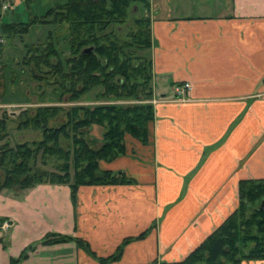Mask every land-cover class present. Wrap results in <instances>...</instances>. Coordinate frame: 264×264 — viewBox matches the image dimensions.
I'll return each instance as SVG.
<instances>
[{
    "label": "crops",
    "instance_id": "1",
    "mask_svg": "<svg viewBox=\"0 0 264 264\" xmlns=\"http://www.w3.org/2000/svg\"><path fill=\"white\" fill-rule=\"evenodd\" d=\"M210 1L212 12L173 14L150 0V142L126 136L125 153L100 162L134 183L80 186L76 202L67 184L0 192V264L24 250L18 264H102L126 239L106 264L179 261L236 209L240 181L264 178V0ZM185 82L186 100L172 99ZM89 133L100 140L102 128ZM50 234L80 238L95 256L43 243Z\"/></svg>",
    "mask_w": 264,
    "mask_h": 264
},
{
    "label": "trees",
    "instance_id": "2",
    "mask_svg": "<svg viewBox=\"0 0 264 264\" xmlns=\"http://www.w3.org/2000/svg\"><path fill=\"white\" fill-rule=\"evenodd\" d=\"M36 23L66 33L62 37L65 51L58 37L52 41L49 31L42 42L27 47L24 58L30 79L39 83V89L52 86L57 101L29 105L16 119L1 114L0 192L17 195L41 183L67 184L76 202L80 186L134 183L123 171L102 169L100 162L123 155L126 136L142 144L150 142L154 119L150 0H54L53 6L29 22H2L0 12V36L21 37ZM41 90L42 97L45 91ZM93 125L102 128L100 140L89 133ZM14 132L20 137L39 132L40 138L11 140ZM65 241L95 256L80 238L50 234L42 242ZM129 241L124 240L113 255L99 262L116 261ZM26 254L22 251L10 264H18ZM256 260H264V178L239 182L236 209L185 258L149 264Z\"/></svg>",
    "mask_w": 264,
    "mask_h": 264
},
{
    "label": "rangeland",
    "instance_id": "3",
    "mask_svg": "<svg viewBox=\"0 0 264 264\" xmlns=\"http://www.w3.org/2000/svg\"><path fill=\"white\" fill-rule=\"evenodd\" d=\"M8 2L13 4L10 0ZM2 3L3 1L0 0L2 22H29L33 16H39L48 7L53 6L54 0H32L29 4H26L22 0L20 4L6 11L2 10ZM154 3L159 6H169V10L171 9L173 14H179L176 11L179 7L182 8V11L188 12L189 14L212 12L209 8L210 3H212L210 0H154ZM165 12L163 8L162 13L165 14ZM49 31L52 33V41H55L58 37L56 41L62 50L65 51V41L62 37L66 33L62 30L56 31L53 25L36 23L31 25L27 33L21 37L16 36L14 38L2 39L0 36V42L2 43L0 46L2 50L0 53V103L7 105L0 106V116L3 112H6L9 116L16 119L18 113L28 107V104L36 105L37 102L48 103L51 99L57 101L51 93L52 86L43 87L40 85L42 87L41 89L45 91V94L42 97L40 96L42 90L38 88L39 83L34 79H30V67L24 63L27 47L37 42H42ZM12 104L17 105L8 106ZM14 124L11 123L10 126L12 127ZM19 135L14 132L11 140L13 138H21ZM39 138L40 133L38 132V136L32 133L21 139L33 140ZM50 170H53V168Z\"/></svg>",
    "mask_w": 264,
    "mask_h": 264
},
{
    "label": "built area",
    "instance_id": "4",
    "mask_svg": "<svg viewBox=\"0 0 264 264\" xmlns=\"http://www.w3.org/2000/svg\"><path fill=\"white\" fill-rule=\"evenodd\" d=\"M14 7V5L13 4H11V3H9L8 1L7 2H5V1H3V3H2V10L3 11H6V10H8V9H12ZM187 88H191V84L189 83V82H185L184 84H183V90L181 91V93H180V95L177 97L176 96V98H174V97H172V99H177V100H179V101H183V100H186V98H187V96L189 95V92H186L185 93V89H187ZM188 93V94H187ZM10 226V223H8V222H4L3 224H2V227L4 228V229H6V228H8Z\"/></svg>",
    "mask_w": 264,
    "mask_h": 264
},
{
    "label": "water",
    "instance_id": "5",
    "mask_svg": "<svg viewBox=\"0 0 264 264\" xmlns=\"http://www.w3.org/2000/svg\"><path fill=\"white\" fill-rule=\"evenodd\" d=\"M90 50H91V49H85L84 52H88V51H90Z\"/></svg>",
    "mask_w": 264,
    "mask_h": 264
}]
</instances>
